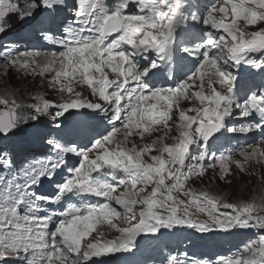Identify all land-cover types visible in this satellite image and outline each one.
Instances as JSON below:
<instances>
[{
  "label": "snow or ice",
  "instance_id": "1",
  "mask_svg": "<svg viewBox=\"0 0 264 264\" xmlns=\"http://www.w3.org/2000/svg\"><path fill=\"white\" fill-rule=\"evenodd\" d=\"M9 33L0 264H120L149 251L135 264H264V234L215 258L166 239L264 233V0H0ZM23 40L44 47L20 50ZM12 73L58 98L21 92ZM256 132L259 143L217 147ZM206 177L257 180L260 200L189 183Z\"/></svg>",
  "mask_w": 264,
  "mask_h": 264
},
{
  "label": "rangeland",
  "instance_id": "2",
  "mask_svg": "<svg viewBox=\"0 0 264 264\" xmlns=\"http://www.w3.org/2000/svg\"><path fill=\"white\" fill-rule=\"evenodd\" d=\"M15 40H17V37L14 35V36L7 37L4 41H0V42H10V41H15ZM22 42L29 47L40 46V45H35V42H32V41L23 40ZM18 43H21V41H19ZM243 75L245 76L246 81H250L252 79L251 77H249L247 71H244ZM12 77L13 78L11 80V84L13 86L19 87L21 92L27 91L30 94H34L38 90L42 94L49 96V98L56 99L54 95L57 93L49 92L50 93L49 94L46 88L37 89V85L39 84V78H37L36 81L33 82L31 78H29L28 80H23L22 77H18L15 73H12ZM4 83H7V81L3 80V78L0 77V87H2ZM255 83L259 84L260 79L257 82L255 81ZM253 138L255 139L256 143L260 142L259 139L261 137L254 135ZM227 143L228 141L225 138H222L221 141L218 143L217 147H220V146L226 147ZM221 150H223V148ZM211 174L212 173H209L208 175L210 176ZM189 183L196 190H200L202 188H208L214 193H219L220 195L229 197V199L233 201L239 198L248 199L250 195L254 196L257 202H259L260 200L261 190L259 188L258 181L252 180L251 182H249L247 177L243 179L233 178V182L230 185L223 184L222 182H219V181L213 183L207 177L203 180L194 178ZM253 185H256L257 187L254 189ZM260 234H264V233H259L258 230L256 229L236 230L233 235L228 236L229 238L234 239V244L231 246L228 245V248L223 253V255L225 256L229 255L231 252H234L236 250V247L238 245H241L243 241L255 238Z\"/></svg>",
  "mask_w": 264,
  "mask_h": 264
},
{
  "label": "bare ground",
  "instance_id": "3",
  "mask_svg": "<svg viewBox=\"0 0 264 264\" xmlns=\"http://www.w3.org/2000/svg\"><path fill=\"white\" fill-rule=\"evenodd\" d=\"M237 126H239V125H237ZM253 137H254V134H248L247 136H245V135L232 136L231 134H229V136L227 138L230 141H234L235 146H232V150L238 151L239 148H241V147H246L249 144H254L251 142ZM229 144H231V142Z\"/></svg>",
  "mask_w": 264,
  "mask_h": 264
},
{
  "label": "water",
  "instance_id": "4",
  "mask_svg": "<svg viewBox=\"0 0 264 264\" xmlns=\"http://www.w3.org/2000/svg\"><path fill=\"white\" fill-rule=\"evenodd\" d=\"M9 34H11V33H9Z\"/></svg>",
  "mask_w": 264,
  "mask_h": 264
}]
</instances>
